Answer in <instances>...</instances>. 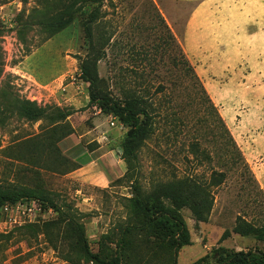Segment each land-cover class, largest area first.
Listing matches in <instances>:
<instances>
[{
  "label": "rangeland",
  "instance_id": "rangeland-1",
  "mask_svg": "<svg viewBox=\"0 0 264 264\" xmlns=\"http://www.w3.org/2000/svg\"><path fill=\"white\" fill-rule=\"evenodd\" d=\"M79 1L0 0V193H28L37 200L44 197L62 213L45 204V211L35 222L10 227L0 223V264H92L75 250L64 223L67 215L83 225L93 253L113 257L119 230L130 222L126 199L131 197L132 184L148 193L155 182L173 175L208 179L212 169H223L217 162L222 151L210 141L209 126L204 122L199 125L196 118L200 115L190 112L194 86L188 76H181L176 65L181 30L192 5L177 0H104L100 8L106 13L100 21L112 33L114 42L96 63L100 90L117 96L127 90L152 94L157 107L160 104L175 110L181 105L187 112L186 126L173 140L162 139L163 126L159 123L155 134L138 148L136 159L127 163L121 150L127 128L112 113L90 103L89 85L80 78L79 65L87 48L82 23L91 8H80ZM76 10L69 25L60 30L49 27V23L65 19L68 12ZM159 14L174 40L160 23ZM187 58L198 69L214 105L215 96L230 95L226 109L216 107L236 138L255 182L247 172L241 178L239 168L228 170L225 182L214 189V204L205 222L196 224L189 211L180 212L191 244L177 250L175 264H192L218 246L233 251H264V243L251 236L230 232L228 238L221 239L225 230L231 231L237 215L256 224L264 220V206L260 205L264 202V173L257 168L264 161L255 153L257 143L264 142V71L258 68L260 60L239 61L230 67L228 59V68L209 74L202 67L199 71V59ZM204 65L206 68V61ZM231 80L242 86V92L233 94ZM160 84L167 94L164 98L162 93L155 94ZM237 96L241 99L235 103ZM22 101L67 116L58 122L29 121L19 113ZM109 116L114 118L113 126L109 125ZM194 125L200 127L196 138L201 149L212 157L197 166L186 150L194 139ZM52 128L62 135L55 143L58 152L53 148ZM96 158L84 176L103 180L100 172L114 169L113 158L122 160L123 174L113 176L106 184H83L81 175L75 176L76 169H71ZM244 180L248 186H242ZM126 242L125 264H172V252L164 241L147 233H131Z\"/></svg>",
  "mask_w": 264,
  "mask_h": 264
},
{
  "label": "trees",
  "instance_id": "trees-1",
  "mask_svg": "<svg viewBox=\"0 0 264 264\" xmlns=\"http://www.w3.org/2000/svg\"><path fill=\"white\" fill-rule=\"evenodd\" d=\"M103 1H79L80 8L85 6L91 8L82 23L87 48L86 55L79 65L80 78L89 85L90 103L96 105L100 111L112 113L116 120L127 128L121 142V150L122 159L129 163L136 159L138 148L155 134L156 126L159 123L163 126L162 139L166 141L173 140L177 132H180L182 127L186 126L187 112L184 106L181 105L175 110L160 104L157 107L152 103V94L145 93L143 95L135 90H127L117 96L110 93L106 94L100 90V79L97 76L96 63L106 56L108 49L114 44L113 41L111 42L112 33L105 29L100 21L104 17L103 15H106V13L100 11ZM154 10H157L155 6ZM76 12L77 10L68 12L65 19L49 23V27L60 30L73 21ZM158 17L169 37L174 40V36L164 19L160 14ZM178 52L179 57H176V65L179 72L181 76H188L191 85L194 86V106L190 112L194 116L200 115L196 118L199 125L204 122L206 126H209L208 133L212 136L210 141H213V145L222 151L221 155L218 156V153H215V155L218 156L217 162L223 169L218 171L212 169L208 179L190 174H184L180 177L173 175L167 180L155 182L148 193H143L139 186L132 184L131 197L126 199L130 222L119 230L114 255L110 258H102L99 253H93L88 245L83 225L78 223L75 218L67 215L64 218V223L66 231L71 233L74 239L75 250L84 260L92 264H125L127 259L126 236L131 233H147L154 239L164 241L172 252V264H175L177 250L191 244L189 231L180 212L182 210L189 211L196 224L205 222L214 204V189L225 182L228 170L235 169L236 171L239 168L241 169L239 173L241 178L243 173L247 172L248 175L250 174L252 182H255L248 163L220 116L217 107L209 98L201 80L185 56L181 45H178ZM163 89L164 85H158L155 94L162 93L164 98L167 94L163 93ZM18 106L19 113L33 122L44 119L58 122L67 116L59 110L46 112L28 101H22ZM207 118H210V125H207ZM194 126V129H191L194 139L188 142L186 150L197 166L201 164L202 160L211 161L212 157L204 149H201L196 138V135L200 132V127ZM51 132L55 135L54 148L55 143L62 135H59L58 130L54 128L51 129ZM217 144L220 147H217ZM54 150L58 152L57 147ZM77 168L74 167L71 170ZM247 183L248 181L244 180L242 186H248ZM258 192L262 195L259 189ZM22 198L35 199V196L28 193H0V207L4 203H14ZM38 201L43 206L49 204L59 214H62L49 199L40 197ZM260 202V205L264 206V202ZM230 232L242 237L251 236L255 240L264 243V220L256 224L246 220L241 215H237L231 231L225 230L221 239L228 238ZM192 264H264V251L252 249L233 251L218 246L208 255L199 258Z\"/></svg>",
  "mask_w": 264,
  "mask_h": 264
},
{
  "label": "crops",
  "instance_id": "crops-1",
  "mask_svg": "<svg viewBox=\"0 0 264 264\" xmlns=\"http://www.w3.org/2000/svg\"><path fill=\"white\" fill-rule=\"evenodd\" d=\"M177 1L192 5L181 30V47L186 57L199 59L200 65L197 66L200 69L199 71L203 68L204 72L211 74L226 69L228 68V59L231 61L230 67L237 66L239 61H252L254 63L256 60H260L258 68L264 71V0ZM215 57H221V59L219 61L212 60ZM205 61L207 62L206 68L204 67ZM191 65L199 77L198 69L193 64ZM225 86L229 87L227 84ZM230 88L235 95L242 92V86H237L234 82L233 84L230 83ZM230 98V95L225 93L221 96H215L213 100L215 106H223L226 109V104L231 103ZM240 99L241 97L237 96L235 103L239 102ZM235 142H237L236 138ZM93 153L91 152L87 156L89 157ZM255 153L257 157L262 156L264 161V142L257 143ZM113 160L116 164L113 170L102 169V172H100L103 180L101 177L95 178L92 175H83L93 167L97 158L79 165V168L73 174L75 176L81 175L79 179L86 185L106 184L113 176H120L124 172L120 165L123 164L122 160L115 158ZM263 165L264 162L259 163L257 168L264 170ZM260 170L259 172L264 173Z\"/></svg>",
  "mask_w": 264,
  "mask_h": 264
},
{
  "label": "built area",
  "instance_id": "built-area-1",
  "mask_svg": "<svg viewBox=\"0 0 264 264\" xmlns=\"http://www.w3.org/2000/svg\"><path fill=\"white\" fill-rule=\"evenodd\" d=\"M113 117L109 116V125L113 126ZM45 211L41 202L37 199L18 200L14 203H4L0 207L3 219L0 223L7 226H22L35 222L36 218ZM50 211V208H47Z\"/></svg>",
  "mask_w": 264,
  "mask_h": 264
}]
</instances>
